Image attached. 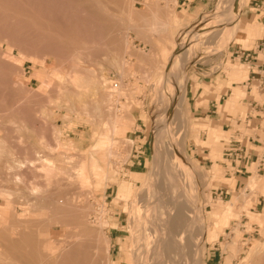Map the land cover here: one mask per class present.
Masks as SVG:
<instances>
[{"label": "rangeland", "instance_id": "rangeland-1", "mask_svg": "<svg viewBox=\"0 0 264 264\" xmlns=\"http://www.w3.org/2000/svg\"><path fill=\"white\" fill-rule=\"evenodd\" d=\"M67 1L69 0H55V3L54 0L51 1V14L56 29H58L64 14H67V19L70 20L69 18L73 19L74 17L72 18L71 16H76L75 14L83 15L85 11L88 14L90 8L98 7L93 10L97 14L102 11L100 25L102 27L105 25L101 29L106 34H102L103 31H99L98 37H100L87 43L88 47H92L90 48L91 56L85 54L84 65L79 61L78 57L74 58V69L77 73L73 80L67 79V71L71 68L70 56L75 51V42L69 45L56 44L60 50H63L65 46V56H62L64 54L61 55L63 51L56 50L55 45V47L52 46L54 49H50L49 55L47 50L38 47L37 43H34V46L37 45L36 47L32 46V49L26 48L25 50V61L18 74L22 73L20 74L21 78L34 90L32 94L29 93V107L27 105V107L18 110V122L16 123L9 120L10 112H0V189H7L12 192L9 196L0 193V204L6 201L9 205L6 208V218L3 221V226L6 228V238L16 239L19 236L21 226H18V223L22 222V218L29 217L28 212L30 209L38 207L40 209V205L36 203L41 202V205L43 203L45 205L42 213L45 211L46 215H39L40 211L34 214V217L43 220L44 218H51L52 215L49 213V217L48 211L51 212L56 205H62L59 201H64L67 208L70 205L71 208H74V210H68L69 215L67 218H69L66 219L67 221L71 220V223L69 222L70 229H76L78 234L75 240L77 241L78 239V241L75 246L79 245L76 247L77 251L73 253L72 250L75 248L72 249L68 244L69 254L65 258L67 264H99L97 258L94 262L95 245L93 242L95 238L86 236L82 232L84 229L82 219L85 214L86 217L84 219L90 221V224L94 226H99L100 224V229L104 232L102 235L104 234V236L110 238V255L107 264H132L131 262L135 261L137 256L131 247V230L128 226L131 201L134 193L141 188V183L152 171H155V167L159 163L154 144L155 136H157L160 143L172 144L175 156L172 155L171 159L176 162L174 163L175 166L179 168L177 169L190 183L189 185H179L190 194L193 225L197 229L199 237L197 248L198 264H244L245 260H248L258 251H264V158L256 163L251 173L239 174L242 176H238L233 170H228L225 167V163H223V140L228 139L233 131L225 132L222 128V121L210 120L206 116L200 118L193 110V103L195 105L203 104L207 103L208 99H212L214 103H217V109L221 112L222 104L230 95V92L226 94L227 87L232 82L242 80L232 78V72L243 71L244 69L249 72L257 70L251 60L241 59L235 53L240 47L257 49V45L264 42V21L259 19L255 11L252 12L253 0H244L241 9L237 10L238 12L236 9L233 10V13L228 16H225L222 11L224 5L227 2L237 4L239 0H193L194 7H191L188 13L185 10L177 9V3L174 4L175 0H156V8L154 6L153 8L147 7L150 0H134L132 4L134 11L128 10L125 6L123 7L124 3L121 0L119 1L122 4L118 0H102L103 2L96 0L97 3L95 0H89L90 3H88V0H82V4L78 3L79 1L70 0L69 3L74 4L69 5ZM199 1L201 2L200 8L197 7ZM52 4H56V7ZM59 4L61 5L57 8ZM64 4L65 7H63ZM79 4L83 8L79 7ZM53 6L57 11L54 10ZM70 7L73 8L71 9L73 12L70 11ZM74 10L77 11L74 12ZM93 10H89V13H94L92 12ZM82 11L84 12L81 13ZM127 11H130V16ZM218 12H221V15ZM70 13L72 14L68 15ZM86 13L84 14L86 16H82L84 20L89 18ZM103 13L105 16H103ZM153 13L161 14L162 18H170L171 28L169 35L153 32L150 28L151 26H147L151 23L152 19L150 16ZM217 15L219 17L216 20L215 17ZM145 21L148 23L147 25H145ZM233 21H236V24ZM55 23L58 24L55 25ZM67 27L72 29L71 23L67 24ZM202 27L207 29L205 32L200 33V37L195 41L197 45L190 59L186 62L184 57L179 58L180 63L175 69L176 73L172 74L174 78L171 84L173 86H171V89L168 88V91L172 93L178 92L179 83L183 80V74L186 75V80L182 84L183 88L180 87L181 97L179 103L176 106H171L170 93L162 97L161 95L167 88L165 89L161 83H158V79L164 76L167 69L171 67L172 62L168 57L175 53V49L170 50L167 45L171 44V42L173 43L178 37L177 41L181 45L175 57H178L179 53L186 54V43L183 45L182 42H186L193 35L195 36ZM125 32H127L126 34L131 43L130 52L128 50L126 53L122 49L124 45L123 34ZM86 34L88 35V33ZM90 36L92 35L90 34ZM168 37L172 39L171 42L166 40ZM175 45L177 48V44ZM10 48L14 54L19 55L17 48L3 43L4 51L10 50ZM120 49H122L121 53L119 52ZM58 50L59 55H57ZM233 51L234 55L230 57ZM36 52L39 53L36 54ZM94 53L97 56L99 55L98 58L95 57L94 59ZM260 57L262 58L261 54ZM61 64L64 65L62 66ZM55 65H57L56 68ZM5 67L7 66L5 65ZM81 67L84 68L82 69ZM86 68L88 72H92L88 73ZM5 69L8 78L12 75L17 79L15 69L10 67ZM9 71L10 73H8ZM82 73H84V76ZM87 76L94 77L95 81L97 80L96 77L100 79L96 81V87L94 84L87 86L86 79L83 82L85 77L88 78ZM81 78H83L82 83ZM101 80L102 84L106 83L104 84L105 86L101 84ZM244 80L242 88L246 94L242 96V99L247 102V105L253 99L261 102L264 85H261L258 80L252 79V77L250 79L246 77ZM156 84L157 88L155 87ZM19 90L18 93L22 91L20 94L27 92L24 88ZM31 96L35 98L32 97L33 99H30ZM73 98L77 101L76 105L79 108L81 107L82 112L80 115L69 113V119L68 117H61V112L63 114L67 113L65 102L67 99L73 100ZM106 98H110L112 102H107ZM113 99L116 101H113ZM247 107L250 108L247 109ZM84 109L89 111L96 110L97 114L101 115V118L95 122L96 124L90 123L86 115L83 114ZM251 109L252 107L248 105L243 111L238 112L237 116L235 112H231L237 117L235 120L238 121L237 123L234 122V126L241 128L246 133L255 132L247 129V123L252 122V126L255 127V124L262 122L260 116L253 118L256 115V111ZM110 110H113L112 113L114 115L121 116L117 117L120 118L122 123L129 117L130 112L136 118L134 123H132L133 125L131 124L129 128L131 130L128 133V136L133 139L132 144L127 145L124 143L126 134L119 132L116 136L114 135L115 140H117L115 144L116 156L111 161L113 171L108 176V183L90 191L86 187L83 188L79 185L86 181H83L79 176L77 178L71 176L69 174L71 173L70 168L65 166L61 169L63 172L60 177L62 186L60 189L55 188L58 189L55 190L53 185L55 177L53 174L56 169L54 165L63 164L64 160L68 158L77 162L79 160L84 161V163L88 162L92 156L91 148L95 145L103 146L101 142L93 138V134L97 133L98 135L96 134L95 137L97 136L98 139L101 138L102 134H111V121L109 119H111L113 114H111ZM3 113L4 115H1ZM158 114L159 117L156 116ZM57 115H59L60 119ZM159 119L161 122H159ZM35 121L41 122L38 125ZM156 123L158 125L156 127L157 133L155 132ZM164 123L166 124L164 125ZM262 126H264V122H262ZM211 127L222 130L218 139L212 142L208 139ZM257 132L264 136L262 130ZM103 141L109 142L105 138L102 139ZM56 146L59 147L57 148ZM25 158L31 160L32 163L34 162L33 166L35 165V167L19 171L21 181L15 182L14 177L10 176V178L9 174L7 175L8 166L12 163L24 162ZM47 161L51 163V166L46 168L48 172L46 174L43 173L42 165ZM25 172L28 174H24ZM29 174L30 176L28 177ZM65 179L67 180L65 181ZM41 184L42 188L38 189ZM33 187L34 189L37 187L35 191L45 192L37 191L40 197L46 196L49 199L46 197V199L42 197L45 200L34 198L39 196L32 195ZM108 187L109 189L104 194L103 191ZM41 193L44 195H41ZM121 193L125 194L124 198H120ZM52 196H55L56 199L54 197L52 199ZM57 199L58 201H56ZM69 199L73 202L69 201ZM31 200H34L35 203L31 204ZM55 201L59 202V204H55ZM68 201L70 202L69 204H67ZM45 207H47L48 211ZM76 207H79V209ZM87 208L90 210H85ZM47 221L49 222V219ZM47 225H49L47 227H49L50 232L44 235L43 238L48 237L50 241L48 240L49 245L46 255L43 254L41 258L44 264H46L48 259L46 257L47 253L51 254L50 248L56 245L53 240H58L57 244L62 245L66 244L70 239L67 238L69 237L68 232H64L66 226L63 228L57 227L50 222ZM32 227L33 229L37 228L36 225H32ZM59 240L63 242L60 244ZM3 263L17 264L7 253L3 257ZM162 264L172 263L166 258Z\"/></svg>", "mask_w": 264, "mask_h": 264}, {"label": "bare ground", "instance_id": "bare-ground-1", "mask_svg": "<svg viewBox=\"0 0 264 264\" xmlns=\"http://www.w3.org/2000/svg\"><path fill=\"white\" fill-rule=\"evenodd\" d=\"M51 1H53V0H0V112H3V111L10 112L11 115L8 118L13 123L18 122V110L27 107V105L29 103V93L32 94V92L34 91L33 89H31L29 87L28 83L21 78L20 74H22V73L18 74V72H20V69L23 66V63L25 61V56H24L25 54L24 53H25L26 48L32 49L33 48L32 46H34V43H37L38 47H42V49L43 48L46 49L48 52V55H49V51H51L50 50L51 48L54 49V47L56 46V50L59 49V48H57L58 44L69 45V44L75 42L76 43L75 51H73V53H71V56H70L71 68L67 71V79L73 80L74 76L77 73V72H75V69H74V67H75L74 58L78 57L79 61H81L82 64L84 65L85 64L84 60L86 57L85 54H88L91 56V54H90L91 49L90 48H92V47H90V46L88 47L87 43H89L90 41H93V40H97L100 37V36L98 37L99 31H103L102 29L105 27V25H104V27H102V25H100L101 24L100 23V21H101L100 17L102 16V14H101L102 11H100V14L99 13L97 14L95 12V10L98 7H95V8L92 7L95 10H93L91 8L89 10L90 11L93 10L92 12H94V13H92V14H91V12L89 13L88 9H86V10H88V14L86 13L87 11H85V13L89 17L87 20H84V18H82V16L85 14V13H83L84 11L81 12V13H83V15L75 14L76 16H71L72 18L73 17L74 18L73 19L69 18L70 20L67 19V14H64L62 16V19L60 20L59 26L57 25L58 29H56L54 26V21L52 19L53 17L51 14ZM76 1H79L78 3H81V4L83 2L82 0H76ZM100 1H102V0H100ZM133 1L134 0H121V2L124 3L123 7L125 6V8H127L130 11L133 10L132 9ZM69 2H70V0L67 1V3L69 5L74 4V3L70 4ZM54 3H55V0H54ZM88 3H90L89 0H88ZM96 3H97V1H96ZM119 3H120V1H119ZM122 3H120V4H122ZM243 4H244V0H239L237 4H233L232 2H227L226 5H224V8L222 11L225 13V16H228L229 14H232L233 13L232 11L235 9H236V11L237 10L239 11ZM52 5H54V4H52ZM60 5L61 4H59L57 6V8H59ZM156 5H157L156 0H150L148 2L147 7L153 8V6H154V8H156L155 7ZM54 6L56 7V4ZM54 6H53L54 10L57 11V9ZM82 6H84V5H82ZM63 7H65V4ZM77 7H78V4H77ZM79 7H81V5ZM66 8L68 9V7H66ZM81 8H83V7H81ZM121 8H122V6H121ZM71 9H73V8L70 7V11L73 12ZM101 9H102V7H101ZM83 10H85V9H83ZM76 11L77 10H74V12H76ZM130 11L129 12L127 11L129 13V16H130ZM63 13H64V11H63ZM78 13H80V12H78ZM218 13H220L219 15H221V12H218ZM71 14L72 13H70L68 15H71ZM219 15H217L215 17L216 20L218 19ZM84 16H86V15H84ZM103 16H105L104 13H103ZM153 16H154V14H153ZM158 16L156 15L155 18H151L152 20H151L150 24L146 23V21H145V23H146L145 25H147V24H148L147 26L150 25L151 26L150 28L153 32H157V33L163 34V35H166V34L169 35V30L171 28V21L169 20L170 18L168 19V18H162L160 15H158ZM143 17L145 18V16H143ZM103 20H104V18H103ZM233 22L236 24V21H233ZM69 23H71L72 29H70V28L68 29L67 24H69ZM56 24H58V23H55V25ZM86 25H88L89 28L86 27ZM110 28H109V31H110ZM206 29H207L206 27H202L200 29V32L197 31V34L195 36L193 35L191 38H188L186 42H182L183 45H185V43H186V50H185L186 54L179 53L178 57H175V55L178 53V49L181 45L177 41L178 37L174 40L173 43L171 42V44L167 45L168 49H170V50L175 49V53H174V55L168 57L169 59H171V62H172L171 67H169L167 69V72L164 76H161L158 79V83H161V85L164 86L165 89L167 88L163 92L162 95L160 94L162 97L166 96L167 93L168 94L170 93L169 99H170L171 106H176L179 103L180 97H181L180 90H181V88H183L182 84L186 80V78H185L186 75L183 74V80H181V82L179 83L178 92L172 93V92L168 91V88L171 89V86H173L171 84L172 80L174 78L172 74L176 73L175 69L179 66V63H180L179 58L184 57L186 62L190 59L192 52H193V50H195L194 48L197 45L195 41L198 40V38L200 37V33L205 32ZM86 33H88V35ZM89 33L92 36H90ZM103 33L106 34L104 31L102 32V34ZM126 33L127 32H125L123 34L124 45L122 48L125 53L128 50L130 52V49H131V43H130V41L128 39V35ZM100 34H101V32H100ZM85 35H87V36H85ZM101 37H102V35H101ZM170 40L172 41V39H170ZM3 43H6V44L10 45L11 47L17 48L19 51V55L14 54L11 51V48L8 51H4L3 50ZM175 44H177V48H176ZM119 45H118V47H120ZM36 46H34V47H36ZM52 46H54V47H52ZM58 47H60V46H58ZM64 47H63V50L59 49L60 52L63 51L61 53V55L65 53ZM115 49H116V47H115ZM122 49H120L119 52ZM59 50L57 51V53L59 52ZM38 53L39 52H36V54H38ZM41 54H40V56H41ZM48 55H46V56H48ZM57 55H59V53ZM65 55L66 54H64L62 56H65ZM93 56L95 59V57L98 58L99 55L97 56V54L94 53ZM59 61L61 62V60H59ZM186 62H185V64H186ZM86 63H87V61H86ZM5 65L7 67L15 69V71L17 72V74H16L17 79L12 75L9 78L7 77V75H6L7 72L5 71V70H7V69H5L7 67H5ZM61 65L63 66L64 64H61ZM56 67H57V65H55V68ZM81 68L83 69L84 67H81ZM94 69H91V70H94ZM86 70H87V68H86ZM84 71H85V69H84ZM87 72H88V70H87ZM90 72H92V71H90ZM90 72H88V73H90ZM8 73H10V71ZM83 74L84 73H82V75ZM86 75H88V74H86ZM93 78L94 77H88V78L85 77L84 79L81 78V83H82V79H83V82L86 79V85L87 86H90L92 84H94V86H95V84H97L96 81H98L100 79H98V77H96L97 80L95 81ZM102 80H101V84H102ZM179 80H177V81H179ZM104 84H106V83H103L102 85H104ZM156 86H157V84L155 85V87ZM51 87L54 88L53 86H51ZM55 87H57V86H55ZM81 87H83V86H81ZM21 88H24L28 93L25 92L24 94H20V93H22V91L20 93H18L20 91L19 89H21ZM99 88H97V89H99ZM99 90H98V92H99ZM154 90H155V88H154ZM160 92H161V89H160ZM109 95H111V94H109ZM32 97L33 96H31L30 99L35 98V97H33V98ZM107 100H108L107 102H110V103L112 102V101H110L111 100L110 98ZM113 101H116V100L113 99ZM30 103L32 104L31 101H30ZM76 103H77V101H75L74 98H73V100L67 99V101L65 102V105H66L65 110L67 113L63 114V112H61V117L63 116V117L67 118L69 113H75L77 115H80L82 110L80 109L81 107L79 108L76 105ZM115 106H117V105H115ZM28 107H29V105H28ZM112 112H113V110L111 111V114H113ZM4 113L1 115H4ZM123 113H125V111H123ZM83 114L86 115V117L88 118L87 120L92 124H94L95 122H97V120L99 118H101L100 117L101 115H98L96 110L95 111H89L88 109H84ZM25 116H26V114H25ZM57 116L60 119L59 115H57ZM117 116L118 115L113 114V115H111V119H109V121H111L110 122V133L111 134L104 135L101 133L102 136L100 139H98L97 136L95 137V135L97 133L93 134V138L96 141L98 140V142H101V144H103V146L95 145L91 148L92 156L88 162L84 163V161H82V160H79L77 162V161H74V160H71L68 158V159L64 160L63 164L54 165V168L56 169L55 172L53 170V172H54L53 176L55 177V179H53L54 180V184H53L54 189L55 188L60 189V187L62 186V182H61L60 177H61V175H63V172L61 171V169H62V167H65V166H68L70 168L71 173H69V172L68 173L71 174V176L76 177V178H77V176H79L83 179V181H86V182H83V184L81 183L79 185H81V187H83V188L86 187V189H88L90 191L95 190L97 188H100L102 185H105L108 183V176H109L110 172L113 171V165H112L111 161L116 156V148H115V144L117 141V140H115L116 134H119V132L121 134L122 133L126 134V140L124 143H126L127 145H130L133 143V139L131 136L130 137L128 136V133L131 130V129H129L131 124L134 123V121H135L134 115H132L130 112L129 117L127 119H125L126 121H124V123H122L120 118H118L120 115L118 117ZM156 116L159 117V114ZM122 117H123V115H122ZM69 118L70 117H68V119ZM38 119H40V118H38ZM37 121H35V123ZM53 121H55V120H53ZM40 122H37L38 125ZM159 122H161L160 119H159ZM165 124L166 123H164V125ZM33 126H34V123H33ZM156 127H158L157 123L155 125V132L157 133ZM101 134H99V135H101ZM58 135H59V133H58ZM104 138H105V140L108 139L109 142H107V141L102 142V139H104ZM58 140H59V137H58ZM154 144H155L156 155H157L159 163L155 167V171L154 172L152 171V173L148 177H146L144 179V181L141 183V185H142L141 188L138 189L134 193L133 200L131 201L132 205H131L130 215L128 218V226L131 230V235H130L131 236L130 238L132 241L131 247L133 248V250L135 251L136 256H137V259L131 263L132 264H162L164 259L167 258L169 260V262L172 264H198L197 248H198L199 237H198V231L193 225L192 214H191V202H190L191 200L189 198L190 194H188L189 192L185 188H183L179 185V184L189 185L190 184L189 180L187 178H185L183 176V174L180 173V171L178 170L179 168L176 167L174 164L176 162H174L173 159H171V156L174 155L172 144L160 143L157 136H155ZM58 145H59V143H58ZM124 146H126V145H124ZM127 147H128V149H130L129 146H127ZM123 149H125V148H123ZM128 151H130V150H128ZM41 160H42V158H41ZM175 160H177V159H175ZM44 161H46V160H44ZM33 163L31 160H28L26 158H25L24 162H21L18 164L12 163L8 166L7 175L9 174L8 175L9 177L10 176L14 177L13 179H15V182H19V181H21V178L19 177V171H23V170H26L27 168L30 169V168L35 167V165L33 166ZM5 165H3V166H5ZM48 166H51V163L48 161L42 165V167L44 169L43 173H46V174L48 173L46 170V168ZM178 166H180V165H178ZM27 171H29V170H27ZM29 173H30V171H29ZM32 173H34V172L32 171ZM24 174H28V173L25 172ZM49 175H50V173H49ZM29 176H30V174L28 175V177ZM66 180L67 179H65V181ZM24 184L26 185V183H24ZM73 186H75V185H73ZM77 186H78V184H77ZM77 186H76V188L80 187V186H78V187ZM40 187L42 188V184H41V186L38 187V189H40ZM36 188L37 187H35V189ZM9 189H11V188H9ZM35 189L33 187V189H32L33 192H31L32 195L39 196L40 194L37 191H40V190L35 191ZM55 190H58V189H55ZM40 192H42V191H40ZM0 193H2L3 195L7 194V196H9L10 193H12V192H10L7 189L6 190L0 189ZM42 193H45V192H42ZM42 193H41V195H44ZM193 194H195V193H193ZM193 194H191V195H193ZM39 197H34V198H38L41 200L43 196H41L40 198ZM45 197H43V198H45ZM53 197H54V199H56L55 196H52V199H53ZM56 197L59 199L58 196H56ZM124 197H125V194L121 193L120 198H124ZM46 198L49 199V197H46ZM45 199H42V200H45ZM58 199L56 201H58ZM70 200L71 199H69V201ZM56 201H55V204L56 203L59 204V202H60V203H62V205L59 204V205H56L54 207L52 206L53 209L51 208L52 209L51 212H49L47 210V207H45V209L48 211V216L50 215L49 213H51V215H52L51 218H46V219L44 218L43 220L41 218H39L38 220L36 219L37 221H35L33 219L34 220L33 222L36 223L33 226L36 225V227H37V228L35 227L36 229H33V233H34L33 235H35L33 237L40 239L42 242L44 241V242L48 243V240L50 238H48V237L43 238V236L47 235L50 232L49 227H47L50 225V224L47 225L49 222L52 223L53 225L57 226V227L63 228L64 226H66L65 227L66 229L64 230V232H68L67 234H69V237H67V238H70V239L68 240L66 238L68 240L67 243L62 244V245L57 244L58 240L57 241L53 240L56 242V245H54V247L50 248L52 252L49 250L51 254L49 255L47 253L46 257L48 259H47V262L46 261L45 262H46V264H67V261H65V258H66V256H68L67 254H69V251H68L69 245L72 247V249L75 248L74 250H72L73 253H75L77 251L76 247L79 246V245L75 246V245H77L76 243L78 241V239H77V241L75 240V237L78 233H77L76 229L75 230L70 229L69 226H70L71 220L67 221V219L69 218V217L67 218V216L69 215L68 210L69 209L74 210V208H71V205L68 206L69 208H67L66 204H65L66 202L64 203V201L63 202L62 201L56 202ZM69 201L67 204L70 203ZM71 202H73V201L71 200ZM34 203L35 202L33 200L31 204H34ZM39 203H36V204L40 205V209H38L39 207L33 208L32 213L35 212L37 214L38 211H40L41 213L39 215H46L45 211L42 213V209H44L43 207L45 206V205H43L44 203L42 205H41V202H39ZM36 204H35V206H36ZM74 204H75V202H74ZM41 206H42V208H41ZM76 206H78V205L76 204ZM76 208L79 209V207H76ZM85 210L89 211L90 209L87 208ZM3 213H5V211ZM83 213H85V212H83ZM30 214H31V212H28V215H30ZM85 217H86V214L84 215V218ZM253 217H255V216H253ZM52 218H53V220L51 221ZM63 218L64 219L67 218L66 221H64ZM84 218L82 219V224L84 226L83 227L84 229L82 230L83 234L86 236L87 235L93 236V238H95L94 242H93V244L95 245V247H94V256H95L94 262L96 261V258H97V260H99V262H98L99 264H107L108 258L110 255V246H111L110 238L104 236V234L102 235V233H104V232H102V230L100 229V224H99V226L91 225L90 221H88L87 219H84ZM260 218H262V217H260ZM47 219H49V222L47 221ZM100 219H101V217H100ZM102 219H103V217H102ZM27 220H28V218H27ZM44 220H46V221H44ZM29 221L30 220H28V223H29ZM79 221H80V219H79ZM46 222H48V223L46 224ZM24 228L25 229L22 228L23 235L24 234L28 235L29 226L25 225ZM30 232H32V230ZM12 237H14V236H12ZM61 239L63 240V238H61ZM62 242L63 241H60V244ZM46 243L45 244L43 243V245H47ZM79 244H81V243H79ZM87 245H88V243H87ZM16 250H18V249H16ZM47 250H48V248H42L41 247L37 251L38 252L37 255L39 257H41L43 254L46 253ZM90 250H91V248H90ZM26 251H27V249H26ZM0 252H2V251H0ZM26 254H28V253L26 252ZM27 256H29V254ZM40 261H41L40 262L41 264H44L42 262V260H40ZM244 264H264V251H258L256 254H254L253 256L248 258V260H245Z\"/></svg>", "mask_w": 264, "mask_h": 264}, {"label": "crops", "instance_id": "crops-1", "mask_svg": "<svg viewBox=\"0 0 264 264\" xmlns=\"http://www.w3.org/2000/svg\"><path fill=\"white\" fill-rule=\"evenodd\" d=\"M262 1L264 0H253L254 6L251 8V10L252 12L255 11V14L259 17V19L264 21L263 13L259 11L256 7V4ZM176 3H177V9L185 10L186 13L189 12L191 7H194L193 0H177V2L175 0L174 4ZM200 5H201V2L199 1V3H197V7L200 8ZM153 14L150 16L151 18H155L156 15L157 16L160 15L162 17V15L158 13H153ZM170 39L171 38L169 37L166 38V40H169V42H171ZM246 50H250L254 53V58L256 59H252L251 63L255 64L257 70H252L249 72L247 69H244L243 71L240 70V71L232 72V78L237 79V80H241V79L242 80L239 82H232V84L227 87L228 89H227L226 94L230 92V95L228 99L222 104L223 108L221 112L223 114L219 112V110L217 109V103H214L212 99H208L207 103H203V104L195 105L193 103V110L196 114L199 115L200 118H204L206 116V117H209L210 120L214 119L217 121H222V128L225 132L233 131L232 133H230V136L228 139L223 140V145H224L223 163H225L226 165L225 167L228 170H233V172H235L238 176H242L239 174L245 175V174L251 173L253 168L256 166V163L260 162L264 158V136H262L260 133L257 132L259 130H262L264 132V126H262V122H264V92L262 93L263 95L261 96V98H263L261 102L256 99H253L252 102L248 103V105L252 107L251 110L256 111V115H254L253 118L260 116V119H262L261 123H257L254 125L256 128L252 126V122L247 123L246 126L248 128L247 127L246 128L252 131H255V132L246 133V132H243L241 128L234 126V122L236 123L238 122L237 120H235L237 118L236 116L238 112L243 111L246 108V106H248L247 102L244 99H242V96L246 94V92L242 88V85L245 81L244 79L246 77H249V79L250 77H252V79H256L260 82L261 85H264V42H261L260 44H258L257 49L248 48ZM260 54L262 55V58L260 57ZM233 55H234V51L231 52L230 57H232ZM249 108L250 107H247V109ZM231 112H235L236 116L231 114ZM221 131L222 130H220L219 128L211 127L210 132H209V137H208L209 141L210 142L216 141L218 137L221 135ZM108 189L109 187L103 191L104 194L106 193ZM8 207L9 205H8V202L6 201L0 204V234H1L0 235V251H2L0 252L1 253L0 254V264H4L2 261L6 253L9 257L14 259L17 264H20V263L21 264H38L40 263L42 256L39 257L37 255L38 253L37 251L41 247L48 248L47 247L48 243L44 241L42 242L40 239L33 237L35 235H33L34 234L33 227L31 225L36 224L33 221L34 220L37 221L39 218L34 217V214L36 213L35 212L32 213V209H30L29 212H31V214L29 215V217L27 216L26 218H22V222L18 223L19 224L18 226H21L19 236L16 239H8L6 238V234H5L6 228L3 226L4 225L3 221L6 218L5 213L3 212L6 211V208ZM27 218L28 220H30L29 223H28ZM25 225L29 226L28 228L29 236L27 234L23 235L22 228L25 229L24 228ZM31 230L32 232H30ZM42 243L44 244L46 243L47 245H42ZM26 252L29 254V256H27L28 254H26Z\"/></svg>", "mask_w": 264, "mask_h": 264}, {"label": "built area", "instance_id": "built-area-1", "mask_svg": "<svg viewBox=\"0 0 264 264\" xmlns=\"http://www.w3.org/2000/svg\"><path fill=\"white\" fill-rule=\"evenodd\" d=\"M256 7L259 11H261L263 13V19H264V1L258 2L256 4ZM235 53L241 59H245V60L256 59V58H254V53L252 51L246 50L242 47H240L238 50H236Z\"/></svg>", "mask_w": 264, "mask_h": 264}]
</instances>
